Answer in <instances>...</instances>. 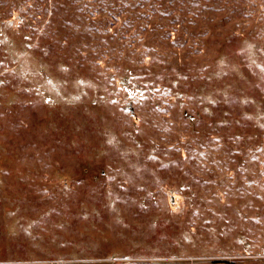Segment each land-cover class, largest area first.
<instances>
[{
	"label": "rangeland",
	"instance_id": "374dc122",
	"mask_svg": "<svg viewBox=\"0 0 264 264\" xmlns=\"http://www.w3.org/2000/svg\"><path fill=\"white\" fill-rule=\"evenodd\" d=\"M264 264V0H0V264Z\"/></svg>",
	"mask_w": 264,
	"mask_h": 264
},
{
	"label": "crops",
	"instance_id": "0c3cea01",
	"mask_svg": "<svg viewBox=\"0 0 264 264\" xmlns=\"http://www.w3.org/2000/svg\"><path fill=\"white\" fill-rule=\"evenodd\" d=\"M2 264H10V263H2ZM13 264H36V263H29V262H16ZM57 264V263H56ZM116 264H150L149 262H144V261H122L120 263ZM202 264H234L230 260H219V261H210V262H204Z\"/></svg>",
	"mask_w": 264,
	"mask_h": 264
}]
</instances>
